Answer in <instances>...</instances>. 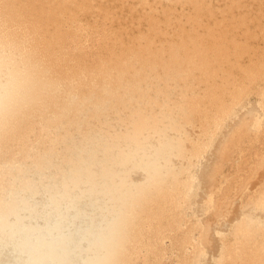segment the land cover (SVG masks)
<instances>
[{
    "label": "bare ground",
    "instance_id": "obj_1",
    "mask_svg": "<svg viewBox=\"0 0 264 264\" xmlns=\"http://www.w3.org/2000/svg\"><path fill=\"white\" fill-rule=\"evenodd\" d=\"M0 264H264V0H0Z\"/></svg>",
    "mask_w": 264,
    "mask_h": 264
}]
</instances>
